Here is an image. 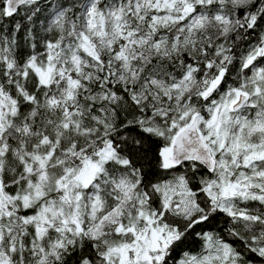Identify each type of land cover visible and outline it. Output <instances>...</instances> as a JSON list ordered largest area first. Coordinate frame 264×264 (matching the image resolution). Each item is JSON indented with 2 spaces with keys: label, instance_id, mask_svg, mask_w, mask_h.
<instances>
[{
  "label": "snow or ice",
  "instance_id": "snow-or-ice-1",
  "mask_svg": "<svg viewBox=\"0 0 264 264\" xmlns=\"http://www.w3.org/2000/svg\"><path fill=\"white\" fill-rule=\"evenodd\" d=\"M0 264H264V0H0Z\"/></svg>",
  "mask_w": 264,
  "mask_h": 264
}]
</instances>
